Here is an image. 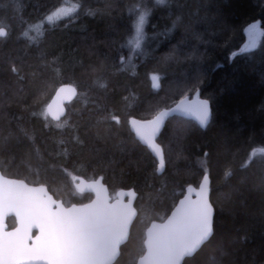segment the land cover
Wrapping results in <instances>:
<instances>
[{
  "label": "trees",
  "instance_id": "trees-1",
  "mask_svg": "<svg viewBox=\"0 0 264 264\" xmlns=\"http://www.w3.org/2000/svg\"><path fill=\"white\" fill-rule=\"evenodd\" d=\"M69 2L78 4L72 16L45 22ZM141 10L148 16L139 52L131 38ZM252 22L264 30V0H0V27L8 33L0 37V170L74 202L90 194L77 195L73 177L103 176L113 196L135 189L138 216L119 258L128 264L148 218L161 220L174 192L202 181L209 153L215 235L196 264H264V155L252 156L264 148V36L241 51ZM197 73L211 122L202 130L180 116L168 120L157 139L163 174L129 125H117L108 142L92 138L103 127L100 109L151 119L182 99ZM63 83L79 93L55 122L45 109Z\"/></svg>",
  "mask_w": 264,
  "mask_h": 264
},
{
  "label": "snow or ice",
  "instance_id": "snow-or-ice-1",
  "mask_svg": "<svg viewBox=\"0 0 264 264\" xmlns=\"http://www.w3.org/2000/svg\"><path fill=\"white\" fill-rule=\"evenodd\" d=\"M68 15V8H60L48 15L47 20L54 21ZM147 16V11H138L135 20L136 48L141 46ZM246 32L249 42L244 49L257 47V38L264 36L259 22L250 23ZM6 36L8 33L0 28V37ZM8 71L15 72L16 69L9 67ZM202 75L195 74L194 82L181 93L183 98L174 101L175 108L161 110L151 119H138L131 113H126L122 119L105 106L98 111L100 119L97 121L103 127H98L92 138L108 142L119 134L117 125H130L135 136L159 158V165L163 168L164 151L156 141L170 113L191 114L204 127L211 122L210 99L191 101L185 95L189 91L198 95L199 86L203 83ZM152 79L156 80V75ZM64 91V87L59 89L60 93ZM69 91L75 92V89L69 88ZM60 111L63 109L53 111L52 105L47 107V112L55 120L60 119ZM21 131L27 133V129ZM3 150L7 151L8 146ZM257 152L264 155V148L254 149L252 156ZM204 155L205 159L201 161L204 168L202 182L195 188L189 185L186 194H172L170 214L160 218L163 222L156 223L148 218L142 247L137 258L128 264H196V257L215 235L216 208L212 199L211 174L207 168L210 154ZM261 164L264 168V160ZM73 179L77 195L83 197L85 193L90 194L87 202L57 198L43 183L34 187L25 179L13 178L0 171V264H120L121 246L129 237L137 209L131 201L126 203L121 199L124 192H120L113 202L102 183L103 176L91 182L79 177ZM129 195L135 198L136 193L131 191ZM9 217H12L11 226Z\"/></svg>",
  "mask_w": 264,
  "mask_h": 264
},
{
  "label": "water",
  "instance_id": "water-1",
  "mask_svg": "<svg viewBox=\"0 0 264 264\" xmlns=\"http://www.w3.org/2000/svg\"><path fill=\"white\" fill-rule=\"evenodd\" d=\"M152 82H153V84H154V88H157V87H158V84H159V79L157 78L156 80H153ZM61 87H64V88H65V91L62 92V93L59 92V89H60ZM69 88H73V89H75V92H70V91H69ZM58 93H59V98L57 97V94H58ZM78 93H79L78 89H77L75 86L71 85V84H67V83H66V84H63V85L59 86V87L56 89L55 93L53 94L51 100L48 102V104H47V106H46V113H47V115L49 116V118H50L51 120L55 121V122H58V121L62 120V119L66 116V114H67V111H68V110H67V105L71 104V103L77 98ZM188 97H189V99H190L191 101H196L197 99H200V100H204V99H205V98L201 97L200 93H198V95H197V94L194 95L193 97H190V96H188ZM48 105H52L53 111H58V109H61V108L63 109V111L58 112V114L60 115V119H59V120H55V119H53L52 115H51L50 113L47 112V107H48ZM175 106H176V105H174V106H172V107H170V108H175ZM170 108H164V109H162V110L170 109ZM160 111H161V110H160ZM173 116H180V117H183V118H186V119L193 120V121L196 122V123L200 126V128L203 129V130H205V129L208 127V126H207V127L201 126V125L199 124V121L195 118V116H193V115H191V114L183 113V112H176V113H170L169 116L166 118V120H165V124H164V126L162 127V129H161V133H162L163 129L165 128V125L167 124L168 120H169L171 117H173ZM136 118H137V117H136ZM138 119H139V118H138ZM129 127H130V129H131V126H130V125H129ZM131 131L134 133L133 130H131ZM161 133H160V134H161ZM134 134H135V133H134ZM160 134L158 135V137L160 136ZM158 137H157V139H158ZM136 138L139 140L138 137H136ZM139 141H140V140H139ZM156 142L158 143V141H156ZM140 143H141L143 146H145V147L149 150V152L151 153V155H152V156L155 158V160L157 161V171H158V173H159L160 175L163 174L164 171H165V168H166L165 154H164V167L161 168L160 165H159V162H158V159H159V158L155 156V153L151 150V148L148 147L147 145H145V144L143 143V141H140ZM158 144H159V143H158ZM159 145H160V144H159ZM160 146H161V145H160ZM161 148H162V146H161ZM162 149H163V148H162ZM0 171H2V170H0ZM13 178H14V177H13ZM79 178H82L83 180H85V181H89V182H91V181H93V180H99V179H100V177L97 178V179H93V180H89V179H86V178H84V177H79ZM26 182H27V181H26ZM201 182H202V181H201ZM201 182H200V183H201ZM75 183H76V182H75ZM102 183L107 187V189H108V195H109L110 198L113 200V202L116 200V198L118 197V194H119L120 192H124L125 195H124V197H121V199H123L126 203L129 202V201H131L132 204H133V207H135V208L137 209V207H136V201H137V198H138V193L135 191V189H133V188H130V189H120V190H118V191L116 192L115 197H113V195H111V192H110V190H109L108 185L104 183V180L102 181ZM29 184H30V183H29ZM30 185H31V186H34V187H38V186H40V184H30ZM44 185H45V184H44ZM74 185H75V184H74ZM45 186L48 187L47 185H45ZM191 186L194 187V188L196 187V186H194V185H191ZM187 187H188V186H187ZM48 189H49V188H48ZM186 190H187V188H186ZM186 190H185V194H186ZM49 191H50V190H49ZM131 191H135V193H136L135 198H133V197H131V196L129 195V193H130ZM50 194H51V192H50ZM193 198H194V197H193ZM169 214H170V213H169ZM137 216H138V209H137ZM136 218H137V217H136ZM136 218H135V219H136ZM135 219L133 220L132 225H133ZM154 222H156V223H161V222H163V221H162V220H154ZM132 225H131L130 230H129V237H128V239H127V241H126L125 243H127L128 240H129V238H130ZM149 226H150V225H149ZM125 243L122 244V246L125 245ZM122 246H121V248H122Z\"/></svg>",
  "mask_w": 264,
  "mask_h": 264
},
{
  "label": "rangeland",
  "instance_id": "rangeland-1",
  "mask_svg": "<svg viewBox=\"0 0 264 264\" xmlns=\"http://www.w3.org/2000/svg\"><path fill=\"white\" fill-rule=\"evenodd\" d=\"M60 8H68L69 10H70V15H68V16H62V17H60V18H58V19H56V20H54V21H48L47 20V17L45 18V22L46 23H54V22H56V21H58V20H61V19H63V18H66V17H70V16H72L76 11H77V9H78V4H76V3H74V2H69L68 4H64V5H62V6H60L59 8H57L55 11H57L58 9H60ZM55 11H53V12H55ZM52 12V13H53ZM51 13V14H52ZM51 14H49V15H51ZM136 15V17L138 18V13H136L135 14ZM146 25V24H145ZM259 27H260V25H259ZM260 29H261V27H260ZM262 30V29H261ZM246 34H247V32H246ZM135 26L133 27V32H132V38H131V45H132V47H133V49L134 50H137V51H139V52H141V50H140V48H141V46H142V43L144 42V40H145V42H146V37H145V31H144V35H143V38L141 39V46H140V48H136L135 47V44H134V40H135ZM260 39H261V37H258L257 38V46H258V44H259V41H260ZM246 44H248V43H246ZM246 44H244V46L246 45ZM256 48V47H255ZM255 48H251V49H248V50H245L244 48H243V50H241V51H251V50H254ZM143 53H145V52H143ZM76 182V181H75ZM75 182H74V184H75Z\"/></svg>",
  "mask_w": 264,
  "mask_h": 264
},
{
  "label": "bare ground",
  "instance_id": "bare-ground-1",
  "mask_svg": "<svg viewBox=\"0 0 264 264\" xmlns=\"http://www.w3.org/2000/svg\"><path fill=\"white\" fill-rule=\"evenodd\" d=\"M0 28H1V27H0ZM3 29L7 32V30H6L5 28H3ZM248 42H249V41H248V37H247V42H246V43H248ZM246 43H245V44H246ZM243 48H244V47H243ZM143 52H144V51H143ZM152 81H153V79H152ZM63 84H66V83H63ZM63 84H61V85H63ZM67 84H71V83H67ZM61 85H60V86H61ZM71 85H73V84H71ZM73 86H75V85H73ZM58 87H59V86H58ZM58 87H57V88H58ZM75 87H76V86H75ZM76 88H77V87H76ZM77 89H78V88H77ZM55 91H56V90H55ZM78 91H79V89H78ZM54 93H55V92H54ZM198 93H200V92H198ZM52 96H53V95H52ZM51 98H52V97H51ZM50 100H51V99H50ZM50 100H49V101H50ZM47 104H48V103H47ZM46 106H47V105H46ZM202 130H203V129H202ZM132 133H133V132H132ZM133 134H134V133H133ZM134 135H135V134H134ZM135 137H136V136H135ZM125 244H126V243H125Z\"/></svg>",
  "mask_w": 264,
  "mask_h": 264
},
{
  "label": "flooded vegetation",
  "instance_id": "flooded-vegetation-1",
  "mask_svg": "<svg viewBox=\"0 0 264 264\" xmlns=\"http://www.w3.org/2000/svg\"><path fill=\"white\" fill-rule=\"evenodd\" d=\"M9 219H12V217H9ZM10 225V224H9Z\"/></svg>",
  "mask_w": 264,
  "mask_h": 264
}]
</instances>
